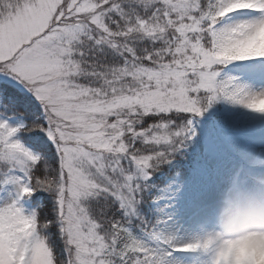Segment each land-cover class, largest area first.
<instances>
[{
    "label": "snow or ice",
    "instance_id": "obj_1",
    "mask_svg": "<svg viewBox=\"0 0 264 264\" xmlns=\"http://www.w3.org/2000/svg\"><path fill=\"white\" fill-rule=\"evenodd\" d=\"M261 33L264 0H0V264L205 252L200 239L149 244L126 218L137 176L190 136L183 114L219 99L264 114V94L219 79L264 62Z\"/></svg>",
    "mask_w": 264,
    "mask_h": 264
},
{
    "label": "rangeland",
    "instance_id": "obj_2",
    "mask_svg": "<svg viewBox=\"0 0 264 264\" xmlns=\"http://www.w3.org/2000/svg\"><path fill=\"white\" fill-rule=\"evenodd\" d=\"M254 46L264 51V33ZM219 71V79L233 78L250 94H264V62H233ZM6 79L0 75L1 81ZM185 114L183 124H188L191 134L175 151L183 152L192 166L156 191L149 202L150 226L129 225L137 238L156 246L192 242L216 230L226 197L238 193L264 197V114L223 99L203 115ZM147 177L148 172L137 176L141 189ZM7 200L8 192L0 190V206ZM33 205L28 201L21 206L27 212ZM135 216L136 210L126 219ZM210 260L205 252H172L168 264H210Z\"/></svg>",
    "mask_w": 264,
    "mask_h": 264
},
{
    "label": "clouds",
    "instance_id": "obj_3",
    "mask_svg": "<svg viewBox=\"0 0 264 264\" xmlns=\"http://www.w3.org/2000/svg\"><path fill=\"white\" fill-rule=\"evenodd\" d=\"M210 264H264V197H226L216 230L201 238Z\"/></svg>",
    "mask_w": 264,
    "mask_h": 264
},
{
    "label": "trees",
    "instance_id": "obj_4",
    "mask_svg": "<svg viewBox=\"0 0 264 264\" xmlns=\"http://www.w3.org/2000/svg\"><path fill=\"white\" fill-rule=\"evenodd\" d=\"M21 103H24L22 98ZM183 116L184 119L187 118L186 114H183ZM188 165L192 166V163L187 159V156L181 151L173 150L164 162L148 170V177L141 185L142 189L140 188L138 199L135 203L136 216L134 219L128 220L131 227L144 228L150 226V221H148L150 212L149 202L154 196L157 188L162 186L163 182L173 174L179 173L182 175L185 173ZM35 202V198H33L32 204ZM53 231H55L54 228Z\"/></svg>",
    "mask_w": 264,
    "mask_h": 264
}]
</instances>
